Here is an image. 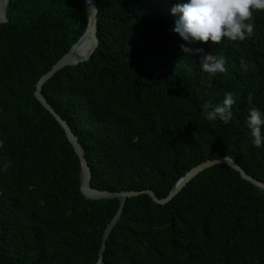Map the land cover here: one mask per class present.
I'll return each instance as SVG.
<instances>
[{
	"label": "trees",
	"instance_id": "1",
	"mask_svg": "<svg viewBox=\"0 0 264 264\" xmlns=\"http://www.w3.org/2000/svg\"><path fill=\"white\" fill-rule=\"evenodd\" d=\"M96 1L93 57L43 88L78 136L92 186L163 198L191 168L222 156L264 181V145L252 143L246 126L253 107L264 112V12L244 41L188 45L225 60L226 71L213 76L181 51L185 41L172 31L178 0ZM8 18L0 26V264H97L119 200L82 195L79 158L34 96L40 77L86 30V5L11 0ZM241 59L255 70L245 72ZM226 93L235 99L231 120H206L202 105L222 103ZM104 262L264 264V189L219 164L168 204L130 198Z\"/></svg>",
	"mask_w": 264,
	"mask_h": 264
},
{
	"label": "clouds",
	"instance_id": "2",
	"mask_svg": "<svg viewBox=\"0 0 264 264\" xmlns=\"http://www.w3.org/2000/svg\"><path fill=\"white\" fill-rule=\"evenodd\" d=\"M173 15L179 14L175 21L173 32L185 41L181 51L188 55L199 57V64L205 73L216 75L224 73L225 60L211 52H205L202 47H190L192 44L219 45L225 39L228 41H244L255 31V14L264 12V0H188L178 2L172 7ZM241 67L247 72L249 66L255 70L256 65H249L241 59ZM251 95L249 100H251ZM235 99L232 93H226L222 103L205 102L202 105L203 115L208 121L219 119L228 123L232 118V107ZM246 126L250 129L252 143L257 147L264 145V112L253 107L248 115ZM0 141V148H3ZM11 166L9 161L4 165Z\"/></svg>",
	"mask_w": 264,
	"mask_h": 264
},
{
	"label": "water",
	"instance_id": "3",
	"mask_svg": "<svg viewBox=\"0 0 264 264\" xmlns=\"http://www.w3.org/2000/svg\"><path fill=\"white\" fill-rule=\"evenodd\" d=\"M87 12H88V25L84 33L77 40V42L66 52L53 66L52 68L46 72L44 75L40 77L37 82L36 89L34 92L35 98L40 102V104L56 119L59 125L63 128L66 137L70 144L72 145L76 155L79 158L81 165V185L80 191L82 195L89 200H109V199H118L119 200V208L111 220V222L107 225L103 237L102 243L99 250V260L97 264H105L104 262V253L107 248V242L110 238V235L120 220L122 213L124 211L126 202L128 199L133 197H139L141 195H148L150 198L159 205H165L171 202L177 195H179L184 188L199 174L204 172L205 170L212 168L216 165L223 164L231 167L235 171H237L240 176L264 189V181H261L254 176L250 175L233 157L231 156H222L217 159L207 160L202 162L193 168H191L185 175H183L178 182L174 185L173 189L169 192L166 197L160 198L156 195V193L151 190H141V191H109L102 190L92 186V169L89 165L88 159L86 158L84 148L79 141L78 136L74 133L73 129L57 111L50 104L48 99L43 93V88L45 84L52 79L59 71L63 70L66 67L77 66L82 63H86L91 60L97 48L99 47L100 40L98 38V14L99 8L96 0H83ZM11 0H0V26L8 23V8Z\"/></svg>",
	"mask_w": 264,
	"mask_h": 264
}]
</instances>
